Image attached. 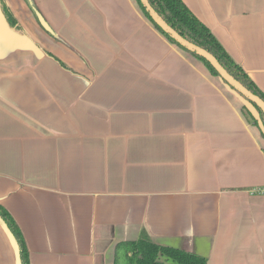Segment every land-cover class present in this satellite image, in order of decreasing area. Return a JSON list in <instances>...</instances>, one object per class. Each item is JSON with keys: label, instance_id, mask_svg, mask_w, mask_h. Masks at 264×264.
I'll return each mask as SVG.
<instances>
[{"label": "crops", "instance_id": "1", "mask_svg": "<svg viewBox=\"0 0 264 264\" xmlns=\"http://www.w3.org/2000/svg\"><path fill=\"white\" fill-rule=\"evenodd\" d=\"M4 0L0 206L30 264H112L145 233L207 264H264V139L242 100L136 0ZM264 94V0H182ZM0 264H21L0 218Z\"/></svg>", "mask_w": 264, "mask_h": 264}, {"label": "trees", "instance_id": "2", "mask_svg": "<svg viewBox=\"0 0 264 264\" xmlns=\"http://www.w3.org/2000/svg\"><path fill=\"white\" fill-rule=\"evenodd\" d=\"M25 1L30 10L35 14L37 9L32 1ZM148 2L157 14L180 36L212 54L232 77L264 101V94L250 80L244 70L229 57L208 28L192 14L182 0H148ZM136 3L145 18L169 43L191 55L202 63L213 77L219 78L216 71L205 60L187 52L162 32L145 12L140 0H136ZM0 10L10 29L17 33H22L18 21L4 0H0ZM245 102L252 107L255 114L250 111L246 104L242 106L243 114L259 130L264 139V116L262 112L252 103ZM0 218L16 240L21 264H30L28 250L22 234L10 214L2 206H0ZM112 264H207V262L203 257L194 253L158 245L148 235L141 233L136 240L122 241L115 245Z\"/></svg>", "mask_w": 264, "mask_h": 264}, {"label": "water", "instance_id": "3", "mask_svg": "<svg viewBox=\"0 0 264 264\" xmlns=\"http://www.w3.org/2000/svg\"><path fill=\"white\" fill-rule=\"evenodd\" d=\"M142 7L145 12L148 14L153 23L158 26L162 32H164L168 37H170L176 44H178L181 48L186 50L189 53L196 55L197 57L205 60L218 74L219 79L225 83L224 85L228 87L233 93H235L240 99L245 102L252 103L256 106L264 116V101L258 96L254 95L251 91L245 88L240 82H238L234 77H232L217 61V59L210 54L208 51L203 48L187 41L182 36H180L174 29H172L158 14L157 12L150 6L148 0H140ZM35 16L39 25L48 33H52L51 28L46 23L42 15L35 11ZM245 100V101H244ZM245 104L250 109V111L255 114V111L252 109L250 105L246 102Z\"/></svg>", "mask_w": 264, "mask_h": 264}, {"label": "built area", "instance_id": "4", "mask_svg": "<svg viewBox=\"0 0 264 264\" xmlns=\"http://www.w3.org/2000/svg\"><path fill=\"white\" fill-rule=\"evenodd\" d=\"M254 192L257 193V194H264V190L263 189H256Z\"/></svg>", "mask_w": 264, "mask_h": 264}, {"label": "rangeland", "instance_id": "5", "mask_svg": "<svg viewBox=\"0 0 264 264\" xmlns=\"http://www.w3.org/2000/svg\"><path fill=\"white\" fill-rule=\"evenodd\" d=\"M10 10V9H9ZM12 13V12H11ZM13 14V13H12ZM14 16V15H13ZM16 19V18H15ZM18 21V20H17ZM20 25V24H19ZM20 27H21V25H20ZM21 30H23L22 28H21ZM245 104V102H243L242 101V106Z\"/></svg>", "mask_w": 264, "mask_h": 264}]
</instances>
